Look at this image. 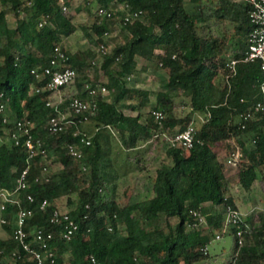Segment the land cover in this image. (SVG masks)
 <instances>
[{"label": "trees", "instance_id": "trees-1", "mask_svg": "<svg viewBox=\"0 0 264 264\" xmlns=\"http://www.w3.org/2000/svg\"><path fill=\"white\" fill-rule=\"evenodd\" d=\"M97 2L108 9L125 6L141 15L125 22L118 18L124 11L113 19L95 12L90 26L82 24L89 47L71 52L66 38L78 30L76 17L93 16ZM187 2L196 12L187 9ZM72 4L73 0H0V101L8 103L6 124L0 113V188L14 189L27 167V148L8 140L18 122L34 123L32 137L45 150L31 160L27 190L2 211L6 222H0V260L9 256L11 264H37L14 237L15 215L21 208H31L34 215L25 229L53 233L50 247L56 264H264L263 212L241 222L242 243L238 228L231 225L235 240L227 256L210 251L213 233L224 228L226 209L239 210L232 187L249 191L258 181L264 194V112L255 111L263 101L264 72L259 60L243 61L254 28L251 5L242 0H84L83 6L71 8ZM10 12L16 17L15 27L9 24ZM43 17L47 23L40 26ZM115 19L120 20L124 41L108 49L103 39L113 34ZM103 44L106 51L98 66L96 47ZM57 48L77 71L75 81L61 87L59 104L74 123L59 132L50 123L58 114L57 105L48 104L56 93L32 72L50 66ZM138 57L147 61L141 68ZM230 58L238 60L235 72L226 65ZM150 67L168 76L153 106L165 114L161 122L152 115L153 109L145 120L141 112L136 116L125 112L151 104L149 90L129 86L132 76ZM96 70L101 75H93ZM88 83L92 88L105 86L108 94L91 95ZM73 97L94 101V111L71 109ZM135 99L137 104L130 103ZM247 113H252L249 118H240ZM86 121L96 127L89 145L81 143L89 135L82 128ZM191 124L196 127L194 145L169 146V161L155 172L153 195L132 202L135 175L146 171L165 145L161 134ZM109 128H119L123 138L115 150L112 140L119 145V139L110 137L108 144L100 136ZM246 136L251 146L244 145ZM68 143L81 146L82 158L69 154ZM238 148L241 156L233 165L229 160ZM53 157L57 168L46 173ZM28 194L35 198L33 203ZM73 194L77 202L70 216L78 229L67 241L64 226L54 224L52 217L60 201L66 198L71 203ZM44 200L47 206L41 208ZM195 211L202 213L206 226Z\"/></svg>", "mask_w": 264, "mask_h": 264}, {"label": "built area", "instance_id": "built-area-1", "mask_svg": "<svg viewBox=\"0 0 264 264\" xmlns=\"http://www.w3.org/2000/svg\"><path fill=\"white\" fill-rule=\"evenodd\" d=\"M246 1L251 5L250 18L254 25L253 30L250 33L249 48L243 58V61H256L261 62V69L264 72V0H242ZM67 9V7H64ZM119 11H124L125 14L118 16L119 19L125 22H134L140 15V11H128L125 6H119L118 8H105L99 2H97L96 14L102 18H116ZM47 23L45 17L42 18L40 26ZM101 51L105 53V45L100 46ZM58 54L51 62V65L43 69H34L32 72L36 75L37 79L42 81L46 80L47 88L51 91L60 93L61 87H64L75 81L77 77V71L68 65V56L58 48L56 49ZM238 60L235 58H230L227 60V67L232 71H236V65ZM87 88L91 89V95L95 96L98 92L106 95L108 94V89L105 86H98L92 88L88 83ZM261 91L263 95V101L259 102L255 111L264 112V80L261 83ZM39 92V89H36ZM3 98V94H1ZM63 102V96L55 101L48 102L49 105L56 104L58 114L53 116L50 120L52 130L59 132L64 130L69 124L74 123V120L70 117V114L59 110V104ZM70 108L76 112H88L92 113L95 109L94 101L89 98L83 97H73L70 103ZM8 103L4 100L0 101V113L3 115V123L8 122ZM252 113H247L241 115L240 118L247 119ZM152 115L158 122H161L165 118V114L157 109L152 110ZM34 123L30 121L18 122L16 129L13 132H8L7 128L4 127V131L8 132V140L15 143V145L23 144L28 151L27 167L21 172V174L16 179V184L14 189L0 188V210L5 211L7 208L8 201H14L17 198L19 192L27 190L29 184L27 182V176L30 169L31 160L41 154L45 153L42 147L41 141H35L32 137L31 130L34 127ZM80 132H76L79 135ZM196 127L191 124L185 130H178L175 132H165L161 134V137L169 144L170 147H182L184 149L191 148L195 143ZM23 141V142H22ZM81 143L89 145L91 143V136L84 135L81 138ZM66 148L70 155L80 159L83 156L82 148L77 143H68ZM241 156V150L238 148L229 160V163L236 165ZM45 172H48V168H45ZM27 198L30 202H34L35 198L33 195L28 194ZM47 206V200H44L41 204V208ZM227 218L222 231L216 232V239H220L223 234L230 232L231 225H235L237 230V235L240 237V243L243 242L244 231L241 229V222L245 220V217L239 210H234L231 207L226 209ZM194 214L199 218L200 224L206 226V219L201 212L195 211ZM34 215L33 209L21 208L19 212L15 215V230L14 237L20 243V247L32 254L35 262L37 264H56L55 252L50 247V242L54 238L52 232H47L46 230L39 228L31 233L26 231L25 227L27 221L31 219ZM1 223H5L4 218L0 219ZM52 222L54 224H60L64 226L63 236L67 241H70L74 233L78 229V223L71 218L70 211H64L60 206L54 210L52 217ZM30 235H33L32 239L29 240ZM35 245V246H34ZM205 252H208V247H205ZM18 254L17 251L13 253V256ZM92 261L96 263V260L92 258ZM0 264H3V260H0Z\"/></svg>", "mask_w": 264, "mask_h": 264}, {"label": "rangeland", "instance_id": "rangeland-1", "mask_svg": "<svg viewBox=\"0 0 264 264\" xmlns=\"http://www.w3.org/2000/svg\"><path fill=\"white\" fill-rule=\"evenodd\" d=\"M83 5H84V0H73V4L71 8L81 7ZM96 7H97V3L93 5V14H92L93 16L87 17V15L83 14V15H79L78 17H76L75 23L78 25V30L73 35L66 38L67 48L71 52L86 49L87 47H89L90 44H89L88 39L84 35V32L82 30V24L88 23L87 26H90L93 23L95 19ZM186 7L190 12H196V9L194 8V6L189 2L186 3ZM1 8L2 7L0 6V9ZM8 21H9L10 26L12 27L16 26V23H17L16 17L11 12L8 14ZM114 24L116 28L113 34L103 39V43L108 47V49L113 48L114 44L124 41V37L121 34L122 28L120 25V20L115 19ZM96 51L98 53L97 63L99 66L103 60V57H102L103 52L101 51L100 46L96 47ZM146 63L147 61L138 57V65H139L138 67L139 68L146 65ZM96 73L101 75V71L99 70L94 71L93 75H95ZM94 79L95 78H93V80ZM167 80H168V76L164 70H157L153 67H150L145 71H142L140 75L132 76L129 79V86L149 90L151 93L150 94L151 104L148 107L142 108L141 110L133 111L130 109H126L125 110L126 114L131 115V116H136L139 112H141L142 118L143 120H145L149 115V111L153 109V106L156 103L157 92L162 89V83L166 82ZM89 84L91 85V83ZM62 96H63V93L57 92L55 96V100L61 98ZM130 103L137 104L138 100L137 99L130 100ZM199 119H202V118L199 117ZM84 123H85V126H88L89 128V131H88L89 136H93L96 132L95 124L91 121H86ZM100 136L108 144H110V141H111L110 137H115L120 140V142L118 141L120 143L119 145L116 144L112 140L111 147L113 148V150L123 145V138L120 137L119 128H109L107 131L105 130L101 131ZM162 141L165 142V145L162 146L161 148L159 147V150L156 151L158 154L156 160H154L149 165V168L146 171L139 173L138 175H135V178H134L136 180L135 185L133 187V190L130 192L132 202L141 201L153 195V180H154L156 169L161 165L162 162L169 161L166 155V149L169 147V144L163 139ZM242 141L244 145L251 146V141L249 137L247 136L244 137ZM53 160H54V157L52 161L51 160L48 161L49 162L48 173L53 172L57 168V165L55 164V162H53ZM231 193L233 197L239 203L238 209L245 218H247L250 214H253V213H257V212L264 213V194L262 193L260 189L258 181L255 182L253 188L249 191L244 190L240 185H235L232 187ZM76 202H77V195L73 194L72 202L70 203L67 201L66 198L65 199L63 198L60 201V207L64 211H70L76 206ZM2 214L3 212L0 210V218ZM2 232H3V229L0 224V233ZM213 234L214 236H216L215 232ZM234 240H235L234 235L230 234L229 232L228 234L227 233L223 234L222 238L220 239H216L215 237V240H214V237H213L214 242L210 247V251L212 255L223 254L224 257L227 256L229 252L231 251V248L234 245ZM3 264H10L9 260L6 259L3 262Z\"/></svg>", "mask_w": 264, "mask_h": 264}, {"label": "crops", "instance_id": "crops-1", "mask_svg": "<svg viewBox=\"0 0 264 264\" xmlns=\"http://www.w3.org/2000/svg\"><path fill=\"white\" fill-rule=\"evenodd\" d=\"M82 128L88 133L89 128H88V126H85V123L82 124ZM235 201H236L237 206L239 207V203L237 202L236 199H235ZM6 259H8V260L10 261V257L7 256V257H5V258L3 259V262H4ZM9 263H10V262H9ZM10 264H11V263H10Z\"/></svg>", "mask_w": 264, "mask_h": 264}]
</instances>
